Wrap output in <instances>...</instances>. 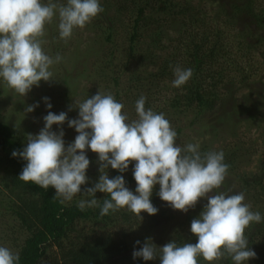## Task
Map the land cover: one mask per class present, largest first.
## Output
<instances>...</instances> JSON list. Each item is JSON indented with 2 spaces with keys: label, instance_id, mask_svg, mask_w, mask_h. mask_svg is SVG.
<instances>
[{
  "label": "clouds",
  "instance_id": "1",
  "mask_svg": "<svg viewBox=\"0 0 264 264\" xmlns=\"http://www.w3.org/2000/svg\"><path fill=\"white\" fill-rule=\"evenodd\" d=\"M103 11L100 0H67L65 4L57 0H0V80L22 97L33 86L39 87L41 81L56 80L51 67L62 57L53 59L43 50L45 25L58 16L59 36L68 40L74 29L84 28ZM173 72L172 84L177 88L193 74L191 69L180 66ZM43 99L50 110V98ZM145 103L143 96L136 101L137 119L131 121L126 112L122 113V103L112 94L100 91L74 107L78 118L69 119L66 112L48 111L39 133L27 134L23 150L11 154L27 162L19 179L44 189L54 188L62 203L72 201L77 194L89 197L80 200L81 211L98 206L97 192L108 194L110 199H104L101 216L125 208L141 220V213L156 215L158 209L150 199L156 185L162 201L185 213L200 198H206L207 205L190 226L198 238L196 244L178 246L172 240L158 247L151 238L143 244L137 240L135 245L140 247L136 250L134 246L133 259L147 262L158 257L160 264H198L202 257L214 264L227 254L233 264H248L256 253L249 247L245 229L252 223H261L264 217L250 210V205L243 202V193H216L229 167L224 163L223 151L202 154L200 145L191 143L182 148L164 114L146 109ZM38 106H27L25 111L31 113ZM66 121L78 133L67 147L62 128ZM54 125L59 131L53 130ZM88 150L98 154L101 174L98 182L82 193L81 186L88 183ZM132 161L136 162L135 194L126 186L123 175L110 179L107 172L110 166L125 173ZM19 260V253L0 246V264H19Z\"/></svg>",
  "mask_w": 264,
  "mask_h": 264
},
{
  "label": "trees",
  "instance_id": "2",
  "mask_svg": "<svg viewBox=\"0 0 264 264\" xmlns=\"http://www.w3.org/2000/svg\"><path fill=\"white\" fill-rule=\"evenodd\" d=\"M256 2L257 0H222L216 9L224 11L228 21L225 19L218 22L213 29L208 30L200 17V11L191 1L183 3L182 0H100L104 11L94 18L88 27L97 39L108 43L110 48L102 54L101 65L96 67L94 73L101 74L102 78L119 89L122 84L118 74L121 77L123 73H128L127 68H130L129 64L132 63L138 66V69L130 72V81L127 83L130 85L129 89L139 92L146 88L145 92H148L150 87L147 86L150 82L155 86L156 83L166 80L172 83L175 78L173 69L176 66L191 69L192 77L185 85L168 89V92H173L175 96L173 99L169 96L163 100L162 111L177 108L181 103L186 110H195L197 115L213 111L220 104V100H233L231 97L237 85L247 88V81L252 78L253 71L264 72V52H257L264 48V35L259 31V27L264 26V7L256 6ZM226 8L228 10H225ZM241 17L249 21L247 24L254 26L252 29L255 31L246 36L253 37L256 41L248 38L249 45H241L234 42L233 36H228L229 24ZM118 19L124 26L122 30L125 36L121 45L112 50V39L116 31L114 27ZM114 51L124 53L118 55L120 59L125 60V64H122L123 71H114ZM263 78L264 74L261 79ZM146 80L148 83H145ZM261 84L262 82L259 83ZM122 89L123 87L120 90ZM154 101L156 103V100ZM168 121L174 128V122L171 119ZM174 130L177 132L178 142L182 129L176 127ZM24 147L17 133L0 120V184L7 192V199L0 200V216L2 213L3 217H10L17 231L26 234L22 242L19 239L12 242L16 249L14 252L20 256L19 264H144L145 261L138 263L133 256L123 258L122 261L116 259L130 248L126 235L120 237L104 234V237L95 239L71 240L69 237L76 223L110 219L111 214L100 215L104 199H110V196L103 193L97 198V207L81 211L79 202L62 203V197L56 195L54 188L44 189L32 182L22 181L19 175L27 162L19 157L13 158L11 154L14 150H23ZM199 150L202 154L211 152L208 147ZM223 153L224 163L229 167L222 188L225 187L226 190L225 181L237 175L241 191L252 194L250 210L259 212L264 217V200H261L264 198V166H260L257 173L241 170V154L235 151ZM109 171L110 179L123 175L128 188L136 183L133 178V166L125 173H119L111 167ZM158 192L159 185H156L150 199L158 213L164 216L172 208L160 199ZM247 200L248 198L244 203ZM206 205L205 202L197 203L185 215V222L182 221L178 226L182 228L176 230L173 235V240L178 246L197 243L198 238L190 231V226L194 219L199 218ZM185 223L187 225L184 227ZM245 236L253 251L260 246L262 248L257 254L261 251L262 253L248 262L264 264V221L250 224L245 229ZM16 241H19L20 245ZM53 249H56L59 255L53 256ZM158 260L157 257L152 261ZM232 263L227 254L222 260L214 262ZM198 264L210 262L200 257Z\"/></svg>",
  "mask_w": 264,
  "mask_h": 264
},
{
  "label": "rangeland",
  "instance_id": "3",
  "mask_svg": "<svg viewBox=\"0 0 264 264\" xmlns=\"http://www.w3.org/2000/svg\"><path fill=\"white\" fill-rule=\"evenodd\" d=\"M186 1H191L197 10L200 11V17L208 30L213 29L218 22H223L225 19L228 21L227 14L224 11L221 12L216 9L217 4L221 3L222 0H182L183 3ZM46 2L47 0H45ZM57 2L65 4L67 0H57ZM256 4V6L264 7L263 0H257ZM225 10L228 9L226 8ZM243 17L235 21L233 20L229 24L230 34L228 36H233L234 42H239L241 45H249L248 38L253 41L256 40L246 35L255 30L252 29L254 26L251 23L247 24L249 21ZM262 22H264V19H262ZM58 23L59 19L57 16L54 17L52 23L46 24L45 36L42 38L44 41L42 47L46 54L53 59L57 55L62 57L59 63H55L51 67V71L54 74L53 78L56 80L49 82L41 81L39 87L33 86L32 90L25 97L17 94L13 89L8 87L6 82L0 80V120L17 133V136L22 139L24 146L27 143V134L36 135L43 128V117L48 114V111L56 114L66 112L69 119L78 118V109L74 107L100 91L105 94L110 93L114 98L116 97L115 100L124 105L122 113L126 112L130 121L137 119L135 111L136 101L141 96L145 97L146 109L150 108L158 114L163 113L167 120L171 119L174 122V128L182 129L179 141L176 142L182 148L191 143L199 144L200 149L208 147L210 151L215 152L235 151L241 154L243 162L241 170L244 169L251 173H257L260 166H264V78L261 79L264 72L253 71L252 78L247 81L249 85L247 88H242V85H237L234 91L235 93L231 97L233 100H220V104L208 113L197 115L194 113L195 110L192 111V108L186 110L183 103L172 110L166 109L162 111L164 106L163 100L169 96L170 99H173L175 96L173 92L171 94L168 92V89L174 88L169 80L156 83V86L153 82H150L147 86L150 87V89H147L148 92H145L146 88L139 92L132 91L129 89L130 85L128 86L127 83L130 81V72L137 70L138 66L131 63L129 64L130 68H127L128 73H123L121 77L118 74L122 84L118 89V87L102 78L101 74L94 73L96 67L101 65L100 59L102 54L109 50L110 45L95 37L94 33L89 30V23L84 28L74 29L71 38L63 40L59 36ZM123 27L120 19H118L114 27L116 31L115 37L112 39L114 41L112 50H116L121 45V42H123L125 36L124 30H122ZM259 31L264 35L263 25L259 27ZM262 34L261 36H263ZM263 49L257 52H264ZM114 54L116 56V60L113 62V67L116 69L114 71L119 72L120 69H123L122 64H125V60L118 57L120 55L119 51H114ZM257 81L262 82V84L259 85L260 82ZM145 83H148V81L146 80ZM122 87L123 89L120 90ZM44 97L50 98V103L52 104L50 110L46 107ZM154 100H156V103ZM37 103L39 106L33 112L27 113L25 111L27 106ZM70 108L71 110H69ZM62 128L65 133V146L67 147L68 144L74 141L78 133L73 128L68 127L67 121ZM53 130L59 131L56 125L53 126ZM87 156L90 160V165L86 173L88 183L81 186L82 193L87 188L93 187L98 182L101 174L99 171L100 162L98 160V154L88 150ZM135 163V161H132L129 168L134 166ZM107 172L109 175V168ZM95 175L97 177H94ZM238 181V176L233 175L227 179V182L225 181L226 190L225 187L222 188L221 186L220 189L215 191L217 194L221 191L231 195L243 193L245 200L248 198L246 204L251 206L252 194L242 192ZM136 186L135 183L129 187V190L133 191L134 194ZM102 194L101 192H97L96 198ZM208 195H214V193H209ZM1 199H7V192L0 184ZM81 199L90 198L77 194L72 201L80 202ZM261 200H264V198ZM204 202L207 203V199L200 198L197 203ZM190 211L191 208L186 213L172 208L164 216L159 213L156 215L141 213L143 217L141 220L125 208L122 211L111 212L110 219L106 221H82L76 223L73 228V233L69 238L71 240H89L90 238L104 237V234H110L112 236L119 235L120 237L126 235L128 236L126 241L130 248L123 255H118L116 258L118 261H122L123 258L133 256L134 246L136 250L139 249L140 245H135L137 240L143 244L146 238H151L153 243L158 247L164 246L171 239L173 240L174 232L182 228L178 226L182 221L185 222L184 217ZM183 225L185 227L187 224L185 223ZM14 226L10 217H3L1 213L0 246L7 247L13 252L16 251L14 248L15 245L12 243L13 240L19 239L22 242V239L26 236V234L18 232ZM16 242L20 245L19 241ZM260 250H262L261 246L255 250L256 255L262 253L261 251L257 254ZM52 253L53 256L59 255L56 249H53ZM136 261L142 263L143 259L137 258ZM249 261H252V259ZM143 263L150 264V261ZM152 264H160V260L152 261ZM249 264L255 263L252 262Z\"/></svg>",
  "mask_w": 264,
  "mask_h": 264
}]
</instances>
